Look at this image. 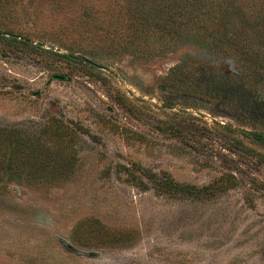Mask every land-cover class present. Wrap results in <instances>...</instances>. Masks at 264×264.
Returning a JSON list of instances; mask_svg holds the SVG:
<instances>
[{"label": "rangeland", "instance_id": "obj_1", "mask_svg": "<svg viewBox=\"0 0 264 264\" xmlns=\"http://www.w3.org/2000/svg\"><path fill=\"white\" fill-rule=\"evenodd\" d=\"M129 22L126 0H0V123L68 134L50 135L65 148L55 171L0 176V264H264V145L240 132L264 128L226 102L169 96L179 52L129 53ZM122 165L215 191L159 193ZM228 173L236 184L216 188Z\"/></svg>", "mask_w": 264, "mask_h": 264}, {"label": "trees", "instance_id": "obj_2", "mask_svg": "<svg viewBox=\"0 0 264 264\" xmlns=\"http://www.w3.org/2000/svg\"><path fill=\"white\" fill-rule=\"evenodd\" d=\"M126 3L129 53L156 58L179 52L177 62L162 79L163 91L169 96L176 91L226 102L245 121L264 128V0L252 2L257 4L251 7L239 4L238 0H126ZM0 38H4L2 34ZM19 43L41 48L40 43L32 45L29 40ZM179 47L185 48L180 52ZM57 55L73 62L86 60L77 53ZM179 103L190 104L181 99ZM173 106L170 102L169 107ZM59 129L41 133L30 127L0 123V176L26 171L28 166L47 170L45 167L52 165L51 170L55 171L60 163L52 158L61 155L65 148L55 145L54 150L50 135L61 143L64 135H68ZM240 132L251 142L264 145L263 130ZM235 144L246 153L250 151L242 141ZM122 168L127 170L132 183L144 187L149 182L159 193L204 198L215 191L214 185L180 182L167 172L160 175L142 165H136V170L125 165ZM237 181L236 175L228 173L220 178L216 188L222 190Z\"/></svg>", "mask_w": 264, "mask_h": 264}, {"label": "water", "instance_id": "obj_3", "mask_svg": "<svg viewBox=\"0 0 264 264\" xmlns=\"http://www.w3.org/2000/svg\"><path fill=\"white\" fill-rule=\"evenodd\" d=\"M32 42V41H31ZM99 66V65H98ZM53 77L55 78V79H66V75H64V74H55V75H53Z\"/></svg>", "mask_w": 264, "mask_h": 264}]
</instances>
